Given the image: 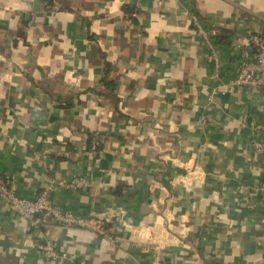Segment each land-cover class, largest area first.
I'll list each match as a JSON object with an SVG mask.
<instances>
[{
  "label": "crops",
  "instance_id": "1",
  "mask_svg": "<svg viewBox=\"0 0 264 264\" xmlns=\"http://www.w3.org/2000/svg\"><path fill=\"white\" fill-rule=\"evenodd\" d=\"M248 32L264 0H0V175L23 196L85 175L54 203L115 233L0 198V264H43L46 239L55 264H264V91L234 81Z\"/></svg>",
  "mask_w": 264,
  "mask_h": 264
},
{
  "label": "built area",
  "instance_id": "2",
  "mask_svg": "<svg viewBox=\"0 0 264 264\" xmlns=\"http://www.w3.org/2000/svg\"><path fill=\"white\" fill-rule=\"evenodd\" d=\"M137 6L142 0H133ZM190 24L195 35L203 42L208 50V57L218 67L217 51L211 41L210 31L205 29L199 16L191 12ZM237 51L236 75L234 81L247 86H257L264 91V36L259 33H245L234 42ZM210 119L209 114L201 116ZM253 145L264 151V141L252 139ZM90 180L80 173H74L69 178H56L43 186L32 196H23L15 191L14 186L0 175V198L5 201L17 215L35 223L38 214H45L56 223L63 226L88 227L102 233L107 239L115 237V233L103 226L105 218L102 216L87 217L67 208L56 205L51 196L53 187H66L84 190L88 188ZM264 204V182L259 186ZM43 264H55L60 254L57 253L52 240L46 239L39 247Z\"/></svg>",
  "mask_w": 264,
  "mask_h": 264
},
{
  "label": "trees",
  "instance_id": "3",
  "mask_svg": "<svg viewBox=\"0 0 264 264\" xmlns=\"http://www.w3.org/2000/svg\"><path fill=\"white\" fill-rule=\"evenodd\" d=\"M101 80L103 81L104 84H109V83H110L109 80H106V81H105V73H104V75L102 76ZM86 143H87V141H86ZM86 147H87V145L85 146V148H86ZM86 149H87V148H86Z\"/></svg>",
  "mask_w": 264,
  "mask_h": 264
},
{
  "label": "water",
  "instance_id": "4",
  "mask_svg": "<svg viewBox=\"0 0 264 264\" xmlns=\"http://www.w3.org/2000/svg\"><path fill=\"white\" fill-rule=\"evenodd\" d=\"M106 264H111V263H106Z\"/></svg>",
  "mask_w": 264,
  "mask_h": 264
}]
</instances>
